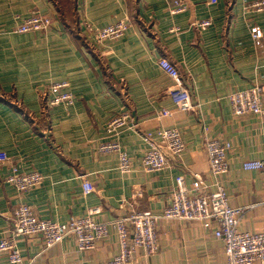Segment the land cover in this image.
Here are the masks:
<instances>
[{"label":"crops","instance_id":"crops-1","mask_svg":"<svg viewBox=\"0 0 264 264\" xmlns=\"http://www.w3.org/2000/svg\"><path fill=\"white\" fill-rule=\"evenodd\" d=\"M264 0H0V151L9 162L0 165V240L9 237L15 208L28 205L35 215L54 223L85 217L92 210L108 235L91 251L77 249L72 236L44 250L40 236L16 239L19 264H107L119 253L111 223L132 213L161 215L182 176L189 188L200 177L205 192L214 190L205 144L228 142V171L223 178L229 206L245 208L241 231H264V170L245 171L242 163L264 162V118L232 115L228 95L259 86L264 105V41L255 45L252 27L264 34ZM184 7L173 13L178 5ZM51 19L45 32L19 34L15 28L31 13ZM126 20L130 27L117 40L95 44L85 25L103 28ZM210 20L201 30L199 22ZM174 65L195 108L173 111V81L159 67ZM68 82L69 106L46 107L41 91ZM129 112L134 122L157 128L174 125L184 151L169 168L146 173L141 159L148 142L137 128L114 137L131 161L121 174L117 157L98 145L110 139L108 121ZM112 138V137H111ZM153 140L157 137L154 135ZM11 165L37 172L42 183L26 192L6 184ZM93 191L84 194L83 184ZM199 222L160 220L158 252L137 251L132 264H225L223 243ZM131 229L129 228V231ZM0 264H9L0 253Z\"/></svg>","mask_w":264,"mask_h":264},{"label":"built area","instance_id":"built-area-1","mask_svg":"<svg viewBox=\"0 0 264 264\" xmlns=\"http://www.w3.org/2000/svg\"><path fill=\"white\" fill-rule=\"evenodd\" d=\"M211 2L215 3L216 0H211ZM253 7L257 11L264 10V1L254 3ZM183 9L184 7L178 5L173 13H180ZM210 25L211 21L205 20L199 22L197 27L205 30ZM50 26L51 19L34 12L15 28V32L19 34L45 32ZM129 27L130 24L126 20L103 28L85 25L87 34L95 44L117 40L125 34ZM250 35L255 45L262 46L261 41H264V34L258 27H252ZM158 65L173 81V88L169 93L175 106L173 111L162 110L160 116L171 118L175 112L193 110L195 106L177 68L166 59L159 60ZM262 92L261 87L254 86L229 94L228 102L232 115L235 117L254 115L264 118ZM41 99L46 107L69 106L73 103L69 83L65 81L53 83L41 91ZM148 123L149 121L134 122L130 113L124 112L115 115L106 124L105 133L110 136V139L99 144L98 151L102 154L116 155L119 173L129 174L132 171L129 156L114 139L116 133L126 127L140 130L148 142V149L141 159V169L144 172L153 173L167 169L172 160L180 159L184 151V143L179 130L172 124L157 128L153 134L146 127ZM154 135L157 137L156 141L153 140ZM231 149L230 143L220 142L217 139H209L205 144L209 175L214 188L210 194L205 192V186L200 177H196L190 187L186 188L184 178L178 176L175 178V190L172 192L169 204L163 209L161 215L142 211L113 221L111 226L116 232L120 250L107 264H132L139 250L145 257L155 255L159 250L156 227L160 220L199 222L205 228H209L211 223H214L213 234L215 239L223 243L225 264H264V231L257 233L241 231L239 222L246 209L232 208L228 203L223 178L228 171L227 154ZM8 162L7 155L0 151V165ZM242 169L262 171L264 162H243ZM42 180L43 177L37 172H20L15 165H11L10 174L5 177L4 182L22 193L39 186ZM92 191L93 187L89 183L83 184L84 194ZM95 214L97 211L92 210L85 217H71L65 223H54L38 218L28 205L20 204L13 212L9 237L0 240V253L5 255L9 264H19L21 256L16 239L24 236H40L45 251L60 244L66 237L72 236L79 251H91L96 242L105 239L108 235V225L97 223L93 218Z\"/></svg>","mask_w":264,"mask_h":264}]
</instances>
